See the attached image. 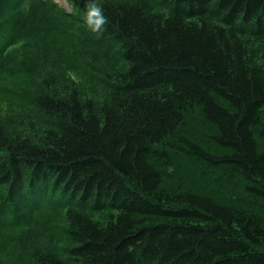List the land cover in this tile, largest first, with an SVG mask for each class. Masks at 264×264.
Instances as JSON below:
<instances>
[{
    "label": "trees",
    "instance_id": "16d2710c",
    "mask_svg": "<svg viewBox=\"0 0 264 264\" xmlns=\"http://www.w3.org/2000/svg\"><path fill=\"white\" fill-rule=\"evenodd\" d=\"M66 1L0 0V264H264V0Z\"/></svg>",
    "mask_w": 264,
    "mask_h": 264
},
{
    "label": "clouds",
    "instance_id": "9594fccd",
    "mask_svg": "<svg viewBox=\"0 0 264 264\" xmlns=\"http://www.w3.org/2000/svg\"><path fill=\"white\" fill-rule=\"evenodd\" d=\"M84 22L88 29L94 33L103 31V26L106 23V17L103 14L102 7L96 2V0H88L84 15Z\"/></svg>",
    "mask_w": 264,
    "mask_h": 264
},
{
    "label": "rangeland",
    "instance_id": "374dc122",
    "mask_svg": "<svg viewBox=\"0 0 264 264\" xmlns=\"http://www.w3.org/2000/svg\"><path fill=\"white\" fill-rule=\"evenodd\" d=\"M54 1L62 11L64 12L66 11L74 15H78V11L75 8H73V6L69 5L66 0H54ZM12 5H13V0H7L6 2L7 8L10 9Z\"/></svg>",
    "mask_w": 264,
    "mask_h": 264
}]
</instances>
